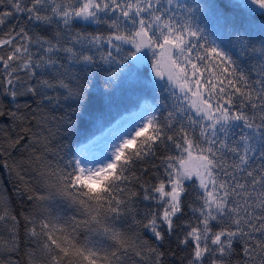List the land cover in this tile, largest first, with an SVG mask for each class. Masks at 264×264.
Masks as SVG:
<instances>
[{
  "label": "snow or ice",
  "instance_id": "1",
  "mask_svg": "<svg viewBox=\"0 0 264 264\" xmlns=\"http://www.w3.org/2000/svg\"><path fill=\"white\" fill-rule=\"evenodd\" d=\"M0 168V264H264V0H0Z\"/></svg>",
  "mask_w": 264,
  "mask_h": 264
},
{
  "label": "trees",
  "instance_id": "2",
  "mask_svg": "<svg viewBox=\"0 0 264 264\" xmlns=\"http://www.w3.org/2000/svg\"><path fill=\"white\" fill-rule=\"evenodd\" d=\"M257 15H259V14H257ZM113 116H115V119L112 120V123H113L117 118H119V116H117L115 113H113ZM107 126H109V125H106L105 127H107ZM87 131H91V129H89V130H87ZM87 131H85V135H87ZM99 132H100V131H96V132H95V135H97ZM85 142H86V141H85ZM9 179H10V178H9L8 173L6 172V170L0 168V183H2L5 187L10 188L11 185L7 183Z\"/></svg>",
  "mask_w": 264,
  "mask_h": 264
},
{
  "label": "rangeland",
  "instance_id": "3",
  "mask_svg": "<svg viewBox=\"0 0 264 264\" xmlns=\"http://www.w3.org/2000/svg\"><path fill=\"white\" fill-rule=\"evenodd\" d=\"M119 118H117L116 120H118ZM116 120L113 122V123H115L116 122ZM110 126V125H109ZM109 126H107V127H109ZM103 131V130H102ZM101 135V131L96 135V136H100Z\"/></svg>",
  "mask_w": 264,
  "mask_h": 264
}]
</instances>
